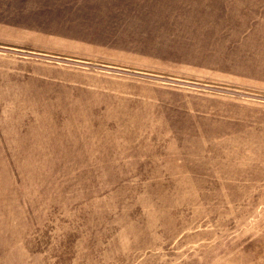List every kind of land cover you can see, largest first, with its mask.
<instances>
[{
	"label": "rangeland",
	"instance_id": "1",
	"mask_svg": "<svg viewBox=\"0 0 264 264\" xmlns=\"http://www.w3.org/2000/svg\"><path fill=\"white\" fill-rule=\"evenodd\" d=\"M0 264H264V0H0Z\"/></svg>",
	"mask_w": 264,
	"mask_h": 264
}]
</instances>
